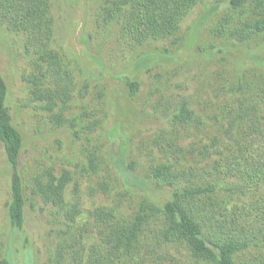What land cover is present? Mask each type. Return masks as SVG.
Masks as SVG:
<instances>
[{
  "label": "rangeland",
  "instance_id": "rangeland-1",
  "mask_svg": "<svg viewBox=\"0 0 264 264\" xmlns=\"http://www.w3.org/2000/svg\"><path fill=\"white\" fill-rule=\"evenodd\" d=\"M43 1L32 39L0 22V72L24 139L17 166L0 139V264H85L92 246L114 223L131 220L143 199L161 205L183 186L148 177L151 166L167 160L178 169H202L200 182L215 184L241 221L255 219L264 208V180L243 178L239 160L264 153V70L251 63L254 51L264 56V35L245 44L214 32L219 18L240 17L229 0H203L176 34L143 44L124 26L126 12L103 14L110 0ZM214 6L218 12L197 25ZM46 50L59 54L60 76L71 87L63 122L52 118L58 108L31 94L29 76ZM147 52L153 64L135 72L134 61ZM185 107L194 113L187 125L175 118ZM244 107L249 113L235 120ZM15 170L26 199L21 228L9 210ZM65 172L71 179L63 204L38 192L51 173ZM141 247L147 256L141 264H198L184 249ZM238 260L264 264V239Z\"/></svg>",
  "mask_w": 264,
  "mask_h": 264
},
{
  "label": "trees",
  "instance_id": "trees-1",
  "mask_svg": "<svg viewBox=\"0 0 264 264\" xmlns=\"http://www.w3.org/2000/svg\"><path fill=\"white\" fill-rule=\"evenodd\" d=\"M40 1L0 0V22L11 31L29 32V39L36 37L33 32L36 28V8ZM44 1L47 5L48 0ZM202 1L110 0L105 3L103 14L109 19V16L118 14L119 9L126 12L124 26L132 30L134 40L143 44L148 39H162L176 34L185 18ZM219 8L210 7L202 14L197 25L216 14ZM228 8L240 17L235 23L231 17L219 18L213 27L214 32L245 44H250L252 40L264 35V0H229ZM153 55L152 52H147L136 59L135 72L148 69L155 60ZM251 63L252 66L264 70L261 50L254 51ZM239 64L243 65L242 62ZM59 65V54L46 50L40 54L37 62L39 70L32 73L28 80L31 82V94L44 100L49 110L55 111L58 108L52 118L63 122V112L67 109L72 93L69 84H65L60 76ZM7 95L8 86L0 72V139L5 144L9 161L17 166L24 139L13 122ZM255 107L258 106L254 105ZM247 109L242 108L235 120L244 119L249 113ZM193 116V111L188 107L175 114L176 120L186 125L193 120ZM234 124L235 122L231 123L228 128L232 135L235 131ZM218 141L219 137L216 136L215 146ZM243 151L240 147V154ZM243 159L240 156V175L253 181L264 180V153L245 161ZM98 164L99 158L94 155L91 165L96 168ZM221 165L214 164V168L218 170ZM204 176L202 169H178L176 163L170 160L151 166L149 178L172 186L183 183V186L176 189L172 198L161 205L143 199L131 220L117 221L107 231L103 241L92 246L85 264H141L147 259L143 254L142 244H146L151 252L163 247L184 249L198 264H241L238 257L248 251L253 243L264 239V208L252 221H241L236 207L229 205L215 184L200 182ZM70 179L67 172L60 177L51 173L48 182L42 184L38 192L55 204H63ZM11 191L10 217L12 223L21 228L25 220L26 199L17 170L12 176ZM100 214L105 216L106 212L101 211ZM72 218L75 219V216ZM155 221L157 222L153 225ZM205 222L215 228L216 237L208 235Z\"/></svg>",
  "mask_w": 264,
  "mask_h": 264
}]
</instances>
